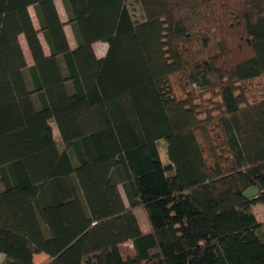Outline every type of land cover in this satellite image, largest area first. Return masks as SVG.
Listing matches in <instances>:
<instances>
[{"label":"trees","instance_id":"obj_1","mask_svg":"<svg viewBox=\"0 0 264 264\" xmlns=\"http://www.w3.org/2000/svg\"><path fill=\"white\" fill-rule=\"evenodd\" d=\"M128 1L0 0V264H264V0Z\"/></svg>","mask_w":264,"mask_h":264},{"label":"rangeland","instance_id":"obj_2","mask_svg":"<svg viewBox=\"0 0 264 264\" xmlns=\"http://www.w3.org/2000/svg\"><path fill=\"white\" fill-rule=\"evenodd\" d=\"M55 4H56V8L58 10V13L60 15V18L62 19V21L66 22L67 17H66L65 11L63 9L61 0H55ZM128 6H129L130 11H131V13L133 14L134 17H138L140 15V7H139V4L135 0H129L128 1ZM29 11H30V14H31V16L33 18L34 24L37 26V22H36V19H35V16H34L33 8L29 7ZM64 30H65V33H66V36H67V39H68V42H69L70 46L73 47L75 45V43H74V39H73V35L71 33V30H70V27H69V25L67 23L64 25ZM39 36H40V39L42 41V45L44 47V50L47 51V47H46L45 42L43 41V39H42L40 34H39ZM93 48H94L95 53L98 56H101V55H103L105 53L107 45L104 42L98 41V42H95L93 44ZM22 49L24 51V55H25L27 64H31L32 60H31L29 51H28V49H27L25 44H23ZM251 87L253 89L255 88L254 92H256V91L259 92L261 90H264V78L253 82L251 84ZM51 124L53 126L54 137L57 140H59V133H58L57 127H56L54 122H51ZM158 147H159V153H160L161 159H162V161H165V142L163 140H159ZM252 188L253 187H251V188L246 190V192L248 194H250V195L255 193V190L252 189ZM119 190H120V192L122 194V197H123L124 201H126L120 186H119ZM252 210L255 213V216H256V218L258 220L264 219V204H262L260 202H255V203L252 204ZM134 213H135V216H136V218H137V220L139 222L140 228L142 230H146L147 229V222L145 220V217H144L142 209L137 208L134 211ZM121 250L124 253V255L130 254L132 252L131 243L130 242H126V243L122 244L121 245Z\"/></svg>","mask_w":264,"mask_h":264},{"label":"crops","instance_id":"obj_3","mask_svg":"<svg viewBox=\"0 0 264 264\" xmlns=\"http://www.w3.org/2000/svg\"><path fill=\"white\" fill-rule=\"evenodd\" d=\"M19 39H20V43H21L22 47H23V44L26 45L22 35L19 36ZM2 259H3V254L0 253V262ZM47 260H48V256L43 252L36 253L33 255V261L35 264H45L47 262Z\"/></svg>","mask_w":264,"mask_h":264}]
</instances>
